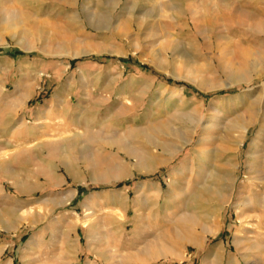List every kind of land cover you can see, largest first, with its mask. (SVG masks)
Returning a JSON list of instances; mask_svg holds the SVG:
<instances>
[{
	"label": "rangeland",
	"instance_id": "obj_1",
	"mask_svg": "<svg viewBox=\"0 0 264 264\" xmlns=\"http://www.w3.org/2000/svg\"><path fill=\"white\" fill-rule=\"evenodd\" d=\"M0 164V264H264V0H0Z\"/></svg>",
	"mask_w": 264,
	"mask_h": 264
},
{
	"label": "bare ground",
	"instance_id": "obj_2",
	"mask_svg": "<svg viewBox=\"0 0 264 264\" xmlns=\"http://www.w3.org/2000/svg\"><path fill=\"white\" fill-rule=\"evenodd\" d=\"M86 13H87V12H86ZM87 14H88V13H87ZM89 14H90V13H89ZM97 21H98V20H97ZM15 34H16V33H15ZM13 37H14V34H13ZM21 39L24 40L23 37H22ZM19 41H21V40H19ZM19 41H17V42H18L17 44H23V45H25V48H31V47H32V46H30L29 44L20 43ZM21 42H22V41H21ZM25 42H27V41H25ZM75 53H76V52H75ZM75 53H74V54H75ZM76 54H77V53H76ZM178 149H179V147H178ZM230 150H231V149H230ZM224 151H225V150H224ZM173 152H174V150H173ZM171 153H172V152H171ZM229 153H231V152H229ZM226 163H227V162H226ZM232 163H233V162H232ZM146 164H147V163H146ZM228 164H229V163H228ZM0 165H1V164H0ZM39 211H40V210H39ZM26 213L29 215L31 212L28 213L27 211H26V212L24 211V212H22V213L20 214V217H22V219H25V218H26V216H25ZM37 213H39V212H36V214H37ZM33 215H34V216H33ZM42 215H43V213H42ZM44 216H45V215H44ZM28 217H29L30 219L32 218V219L30 220V222H34V220L36 219L37 216H36L34 213H32V214H30ZM35 221H36V220H35ZM0 222H2V221H0ZM4 222H5V220H4ZM36 222H37V221H36ZM5 223H6V222H5ZM5 226H7L6 228H11V227H9V226L6 225V224H5ZM11 226H12V225H11ZM33 240H34V239H33ZM37 240H38V239H37ZM37 242H38V241H37ZM33 244H34V243H33Z\"/></svg>",
	"mask_w": 264,
	"mask_h": 264
},
{
	"label": "crops",
	"instance_id": "obj_3",
	"mask_svg": "<svg viewBox=\"0 0 264 264\" xmlns=\"http://www.w3.org/2000/svg\"><path fill=\"white\" fill-rule=\"evenodd\" d=\"M38 71H39V70H38ZM40 74H41V73H40ZM9 262H10V261H9ZM9 262H8V263H9ZM10 263H11V262H10Z\"/></svg>",
	"mask_w": 264,
	"mask_h": 264
}]
</instances>
